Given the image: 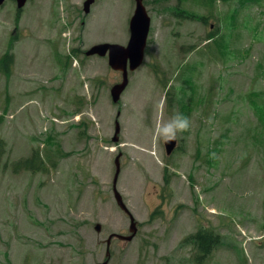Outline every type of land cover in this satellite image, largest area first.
Returning <instances> with one entry per match:
<instances>
[{
  "label": "rangeland",
  "instance_id": "374dc122",
  "mask_svg": "<svg viewBox=\"0 0 264 264\" xmlns=\"http://www.w3.org/2000/svg\"><path fill=\"white\" fill-rule=\"evenodd\" d=\"M85 1L51 0L50 8V0H29L17 27L16 3L0 9V59L13 55L9 74L0 72V138L7 146L0 264L103 263L109 236L129 235V218L113 195L120 153L118 190L140 229L130 243L112 242L109 264H196L194 247L182 244L200 228L226 242L204 264H264V70H257L264 65V0H215L206 25L174 14L184 0H145L152 17L145 62L130 73L118 105L110 91L121 73L106 57L85 53L102 43L126 46L136 5L95 0L86 16ZM199 1L184 9L207 15ZM209 34L215 37L207 40ZM73 49L78 63L66 59ZM220 50L227 61L216 57ZM174 109L191 118V128L178 136L182 151L169 157L156 130ZM47 136L68 157L47 173L14 174L12 163L37 148L46 152Z\"/></svg>",
  "mask_w": 264,
  "mask_h": 264
},
{
  "label": "water",
  "instance_id": "95a60500",
  "mask_svg": "<svg viewBox=\"0 0 264 264\" xmlns=\"http://www.w3.org/2000/svg\"><path fill=\"white\" fill-rule=\"evenodd\" d=\"M5 0H0V5ZM27 0H18L19 7H23L25 5ZM143 0H137L138 2V8L136 11V15L133 18L131 22V40L127 48L121 47V46H114V45H100L93 48L88 55L93 54H99L101 56H105L107 53H109L110 56V65L115 70L123 71L124 74V81L122 84L117 85L112 90V96L115 103H117L120 100L121 94L125 90V88L128 85V60H130V68L131 70H135L138 68L143 60H144V51L147 43V38L150 30V19L147 16V13L143 7L142 4ZM94 3V0H88L85 3V11L88 13L90 11L91 5ZM120 132V126L117 124V130H116V137L114 141H118V134ZM176 146L175 141H170L167 144V150L168 154H171ZM117 173L114 180V187H115V195L116 199L118 201V204L120 207L128 212L126 206L124 205L123 199L118 193L116 189V185L118 182V177L120 174V166H119V158L117 159ZM134 226V223H133ZM96 230L98 232L101 231V226L98 225L96 227ZM135 235L136 230H133ZM133 236L126 238L127 240H131Z\"/></svg>",
  "mask_w": 264,
  "mask_h": 264
},
{
  "label": "trees",
  "instance_id": "16d2710c",
  "mask_svg": "<svg viewBox=\"0 0 264 264\" xmlns=\"http://www.w3.org/2000/svg\"><path fill=\"white\" fill-rule=\"evenodd\" d=\"M11 60H12V58L9 55H6L5 57H3L0 60V69L8 72L9 70H7L8 69L7 62H11ZM6 72H4V73H6ZM48 145L54 146V148L52 151L53 153L50 152L49 149H47V158L46 159H43L40 156V149L39 148L34 149L31 158L26 159V160H21L20 162L15 164V170L22 169L25 171L37 173V172H45L48 170L49 167H55V161H52L51 159H52L53 155L56 158L59 155H62V153L60 151V146L58 144H56L52 138H50L48 140ZM5 151H6V146L4 145L3 141L0 140V156ZM5 153L3 154V156L5 155ZM192 239L193 238H191L190 242H192ZM193 241H194L195 245L197 246L196 249L198 251V254L203 253L206 255L210 254L212 246L214 248L215 246L221 244V240L219 239L218 235H215L214 233L205 231L203 229L201 231H199L198 234H196ZM211 244H212V246H210ZM200 259H201V257L198 256L197 262H199Z\"/></svg>",
  "mask_w": 264,
  "mask_h": 264
},
{
  "label": "clouds",
  "instance_id": "9594fccd",
  "mask_svg": "<svg viewBox=\"0 0 264 264\" xmlns=\"http://www.w3.org/2000/svg\"><path fill=\"white\" fill-rule=\"evenodd\" d=\"M190 128L191 118L178 109H174L170 118L158 125L156 134L164 143L177 141L178 136L189 131Z\"/></svg>",
  "mask_w": 264,
  "mask_h": 264
}]
</instances>
